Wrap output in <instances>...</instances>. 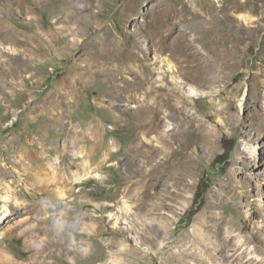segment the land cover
<instances>
[{
  "label": "rangeland",
  "instance_id": "374dc122",
  "mask_svg": "<svg viewBox=\"0 0 264 264\" xmlns=\"http://www.w3.org/2000/svg\"><path fill=\"white\" fill-rule=\"evenodd\" d=\"M4 205L0 264H264V0H0Z\"/></svg>",
  "mask_w": 264,
  "mask_h": 264
},
{
  "label": "bare ground",
  "instance_id": "6f19581e",
  "mask_svg": "<svg viewBox=\"0 0 264 264\" xmlns=\"http://www.w3.org/2000/svg\"><path fill=\"white\" fill-rule=\"evenodd\" d=\"M174 105V104H173ZM156 110V109H155ZM155 110L154 109H149L147 112H155ZM156 112H158V110L156 111ZM143 114H144V112H143ZM142 114V115H143ZM141 115V116H142ZM149 115V114H148ZM144 116V115H143ZM148 117H150V116H148ZM144 118V117H143ZM150 123H153V124H155L154 123V120H151L150 121ZM158 126V125H157ZM155 127V126H154ZM159 127V126H158ZM144 159H146V161L148 160V161H151V160H153V158L152 157H143ZM170 158L171 157H164V158H162V160L161 161H158V163H156V165L154 166V169L152 170V171H146V169H144L145 168V166H143L142 164L140 165V167H139V169L137 168L136 170V173H135V175L137 174V175H139L140 176V178H141V180H140V184H142V186H141V188L140 189H137V190H132V189H130V191H129V195L131 196V197H133L135 200H142V199H147L151 194H150V190H149V188H147L146 187V185H147V182H146V178L148 177V176H153V174L155 173V172H158L159 173V171H160V173L163 175V176H165V174H166V168H165V166L168 164V162L170 161ZM155 159V158H154ZM141 160V159H140ZM142 161H143V159H142ZM144 162V161H143ZM144 165H145V163H144ZM149 169V168H148ZM161 169V170H160ZM159 170V171H158ZM159 177V176H158ZM155 178H156V176H155ZM151 179V178H150ZM178 181V180H177ZM150 184H152V183H150ZM149 185V184H148ZM128 193V192H127ZM150 198V197H149ZM7 200H9V196H5L4 197V201H7ZM143 200V201H144ZM142 202V201H141ZM130 205V204H129ZM126 206H128V204H126ZM125 206V207H126ZM9 209H8V207H7V205H4L1 209H0V224L8 217V215H9ZM1 252V251H0ZM185 256H187V254H185V253H181V255H180V259L181 258H183V257H185ZM175 258L177 257L178 258V256L177 255H175L174 256ZM1 258H7V256L6 255H4V254H1L0 255V259ZM199 263H202V264H208L207 262H206V260L204 259V258H200L199 260ZM117 264H120V262L118 261L117 262Z\"/></svg>",
  "mask_w": 264,
  "mask_h": 264
}]
</instances>
